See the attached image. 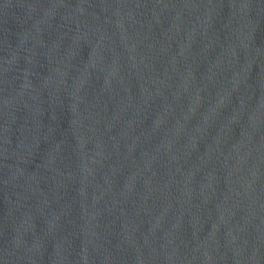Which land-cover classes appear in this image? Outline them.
<instances>
[{"label": "water", "instance_id": "1", "mask_svg": "<svg viewBox=\"0 0 264 264\" xmlns=\"http://www.w3.org/2000/svg\"><path fill=\"white\" fill-rule=\"evenodd\" d=\"M0 264H264V0H0Z\"/></svg>", "mask_w": 264, "mask_h": 264}]
</instances>
